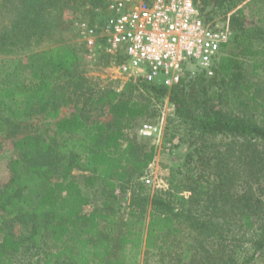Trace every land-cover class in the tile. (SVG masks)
<instances>
[{
  "label": "trees",
  "instance_id": "1",
  "mask_svg": "<svg viewBox=\"0 0 264 264\" xmlns=\"http://www.w3.org/2000/svg\"><path fill=\"white\" fill-rule=\"evenodd\" d=\"M240 1L196 0L205 21L221 9L230 33L213 75L185 74L171 87L138 79L92 90L75 74L83 44L80 53L47 39L60 31L64 10L91 2L105 12L108 0H0V136L11 137L17 152L0 182V264L32 250L31 264H138L143 250L172 249L187 234L210 257L206 264L264 262V102L242 81L246 59L252 73L264 72V21H249ZM212 87L221 89L217 102L209 100ZM140 92L166 97L173 119L190 127L185 168L152 193L139 179L154 145L136 125L157 111ZM88 108H105L107 119ZM37 117L44 128L27 129ZM239 182L245 188L235 191ZM245 234L251 253L239 260ZM190 257L186 249L178 261Z\"/></svg>",
  "mask_w": 264,
  "mask_h": 264
},
{
  "label": "built area",
  "instance_id": "2",
  "mask_svg": "<svg viewBox=\"0 0 264 264\" xmlns=\"http://www.w3.org/2000/svg\"><path fill=\"white\" fill-rule=\"evenodd\" d=\"M200 10L196 0H108L100 18H81L73 26L87 58H107L117 90L138 79L171 87L185 74L213 75L229 39L227 25L205 21ZM138 133L155 148L142 180L164 190L167 182L157 178L155 160L175 153V144L156 139L158 123L144 122Z\"/></svg>",
  "mask_w": 264,
  "mask_h": 264
},
{
  "label": "rangeland",
  "instance_id": "3",
  "mask_svg": "<svg viewBox=\"0 0 264 264\" xmlns=\"http://www.w3.org/2000/svg\"><path fill=\"white\" fill-rule=\"evenodd\" d=\"M238 6H243L244 11L246 13V16L249 21L253 22H263L264 21V0H242L238 3ZM103 10L102 7H99L94 5L91 2H85L78 6V8H69L63 11V16L61 17V24H60V31H56V33L52 34L48 37L47 41H64L72 43L76 49H78L81 52V47L79 46V38L76 34L75 28H74V22L78 19L85 18H95L96 16L101 15V11ZM221 9H216L214 12L215 21L222 23L224 20V14L221 13ZM98 13V14H97ZM103 16V15H102ZM251 60L246 59L245 61V70H244V78L242 79L243 84L247 85L248 83L253 84V89L256 91L257 98L264 102V72L260 71L257 73H252V67H251ZM106 63L104 61L96 59H90L85 56V54H82V60L77 64L75 68V74L77 76H80L82 80V87L90 88L92 90H103L107 87L114 86L117 84L116 82H113L109 76L107 75L106 70ZM221 89H217V87H212L210 89L209 93V100H214L217 102V93H219ZM140 97L143 99L150 98V101L152 103L153 108L156 107L157 114L153 118L144 121V122H150V123H158L159 125V133L158 137L156 139H160L161 137L164 138H170L174 144L176 151L172 154H166L161 153L159 156H157L155 160L154 167L156 168L157 178H162L165 181L169 177V173L174 171H181L185 167H182L184 157L188 151H190V130L186 126H181L178 124L177 120L173 119V107L172 104L168 101L166 97L154 100L149 97L148 93L140 92ZM236 97H232L231 94L229 95V99L227 100L228 103H232L235 101ZM221 99V98H220ZM219 99V100H220ZM223 102V101H222ZM79 104H81V101H79ZM90 114L94 117H100V119H107V112L105 108H102L101 110L98 109L97 111L91 110ZM140 122L136 125V133L139 137H141L138 133V129L141 126L142 123ZM188 125V124H187ZM190 126V125H188ZM44 128L43 120H41L40 117L32 119L29 124L27 125V129H37L36 131H40ZM143 138V137H141ZM145 139V138H144ZM12 138L6 137L5 135L0 136V182L5 183L9 179V161L11 158L17 156V152L15 148L12 145ZM147 145H154L153 141L151 139L145 140ZM239 142V141H238ZM144 143V142H142ZM218 141H208V144L211 145H217ZM221 143V142H220ZM222 146V144H220ZM236 146V143H235ZM155 151V148H154ZM221 151V150H220ZM224 153V152H222ZM222 153L220 155H222ZM219 155V153H217ZM219 155V156H220ZM75 176L77 178L81 179V173L79 171H74ZM178 177H182V175H178ZM240 177V176H239ZM241 180V178H240ZM137 180L131 181L128 183V189L126 192V195L129 196L131 194L132 187H135L133 183H136ZM139 181L144 182L142 179H139ZM145 184V183H144ZM148 188V192L152 193L153 191L157 190L152 185L145 184ZM245 186H241V182L238 183V185L235 186V191H239L244 189ZM256 188V186H254ZM116 192H120V189L117 188ZM188 195V193H186ZM88 211V208L87 210ZM233 220V219H232ZM188 234L185 237H180V239L174 241L172 249L169 250H163L161 252H151L143 250L139 257H138V264H180V261H178V258L181 257L184 250L188 249L190 253V259H193L190 264H206V261H210V257L203 258L204 254H201V248H199L197 242L194 244H190V239L187 237ZM250 235L245 234L242 237V240L240 241L239 249L237 248L236 251L239 253V260H241L244 256V254L247 256L249 253H251V248L249 247L250 241L249 239ZM194 241H192L193 243ZM47 243V241L45 242ZM30 252L32 251H25L24 253L20 254L19 258L20 260L17 261L16 264L21 263L22 260L25 263H30L31 261L36 258L35 254L33 255ZM31 259V260H29ZM253 264H264L263 260H256Z\"/></svg>",
  "mask_w": 264,
  "mask_h": 264
}]
</instances>
